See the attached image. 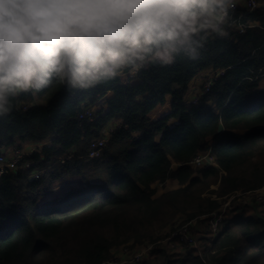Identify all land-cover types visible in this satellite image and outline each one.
Wrapping results in <instances>:
<instances>
[{"label":"trees","instance_id":"trees-1","mask_svg":"<svg viewBox=\"0 0 264 264\" xmlns=\"http://www.w3.org/2000/svg\"><path fill=\"white\" fill-rule=\"evenodd\" d=\"M242 22L244 31L225 29L224 36L202 30L195 56L145 62L127 82L119 74L86 88L53 82L37 92L17 90L11 110L0 115V157L26 143L43 144L14 170L0 168V264H114L113 250L130 240L132 247L153 243L155 253L166 252L165 264H264V212L257 203L254 217L236 215L200 254L171 253L156 242L211 215L227 196L264 187V7ZM210 67L217 78L187 102L190 82ZM168 95L171 110L152 122L150 113ZM100 100L107 110L80 118ZM113 120L120 125L103 153L89 157L91 142ZM209 148L216 166L191 163ZM34 170L40 177H32ZM96 175L105 182L92 183ZM70 177L83 185L44 200ZM170 180L178 187L169 188Z\"/></svg>","mask_w":264,"mask_h":264},{"label":"clouds","instance_id":"clouds-1","mask_svg":"<svg viewBox=\"0 0 264 264\" xmlns=\"http://www.w3.org/2000/svg\"><path fill=\"white\" fill-rule=\"evenodd\" d=\"M232 0H0V115L17 90L53 82L86 88L138 70L195 56L210 30L226 35Z\"/></svg>","mask_w":264,"mask_h":264},{"label":"built area","instance_id":"built-area-1","mask_svg":"<svg viewBox=\"0 0 264 264\" xmlns=\"http://www.w3.org/2000/svg\"><path fill=\"white\" fill-rule=\"evenodd\" d=\"M232 3L234 6L227 8L228 18L224 28L231 29L232 26H237L239 31H244L246 25L242 22V20L249 14L260 9V3L258 0H232ZM128 70V66H125L121 72V75L127 73ZM217 75L218 74H215L212 75L211 78L209 77L208 81L204 82V89L201 90L200 95L195 97V99L191 100L189 103L196 102L198 98L209 89L213 80L217 78ZM95 113L96 112L92 106L85 107L83 113L80 115V118L84 120H92L95 116ZM108 136L109 133L104 131L100 138L91 142L88 152L89 157H99L103 153L108 142ZM33 151L34 150L25 153L22 150H18L15 151V157H8L5 154L2 155L0 157V168L14 170L17 167L18 161L25 155H30ZM65 160L66 157H63L62 162H65ZM191 163L196 167L217 165L216 158L213 155L211 148L199 153L191 161ZM31 164V161L26 162V166H30ZM41 174V171L34 170L32 177H40ZM237 196L238 198H236ZM230 197H234L235 200H230ZM227 198L229 200H227ZM240 198H243L244 201L236 200H239ZM224 199L225 200L223 201L221 208L215 210L209 216L201 217L199 221L200 229L198 228L196 230L192 227V225H194L193 222L196 223L198 221L197 219L189 222L187 225L177 226L167 237H165L163 240H160V244L163 249H166L171 253H177L181 252V247H184L183 249L191 248L193 249V253L200 254L202 245L206 243L210 245L218 236V234L226 227L229 220L234 218L235 213L241 211L244 206H247L252 202H256L259 211L264 212V187L246 193L236 192ZM236 201L237 204L239 203V205L232 206ZM147 244L151 247L150 251H146L145 249L143 251L142 248L135 249L132 247L131 243L123 245L121 250H119L117 254L114 255L112 262L114 264H124L126 262H131L133 264H144L146 258L154 257L155 254H157L154 252V244L148 242Z\"/></svg>","mask_w":264,"mask_h":264},{"label":"crops","instance_id":"crops-1","mask_svg":"<svg viewBox=\"0 0 264 264\" xmlns=\"http://www.w3.org/2000/svg\"><path fill=\"white\" fill-rule=\"evenodd\" d=\"M261 7H264V4L261 6ZM232 29H238L237 28V26H232L231 27V30ZM138 71H139V69L138 70H136V71H133L132 70V68H129V70L127 71V73H125V75L123 74L122 75V79H123V81H125L126 82V80H125V78L126 79H128L127 81H130V78L132 79V78H135L136 76H137V74H138ZM209 75V76H211V75H215V74H217V72L215 71V69L214 68H212V67H210V68H207V69H205V70H203L202 72H200L199 74H198V76L197 77H195L191 82H190V84H189V89H188V92H187V94H186V101L187 100H190L191 98L192 99H194L196 96H198V95H200V92H201V87L203 86V84H204V81H205V75ZM203 77V78H202ZM264 81V78L261 80V82H260V88H264V84H262V82ZM192 85H195L197 88L195 89V91L194 90H190V87L192 86ZM197 90V91H196ZM113 94L111 93V92H109L108 94H107V97L109 98V97H111ZM171 105H172V95H168L167 96V101H166V103H165V105H162V106H158L157 108H155L151 113H150V119H151V121L152 122H154V121H156V120H158V119H160V118H158V116L163 112V109H165V107H168L169 108V110H168V112L171 110ZM93 108H94V110H95V112L96 111H99V110H101L102 108H104V109H108V105H107V103H105V100H100V101H98L95 105H93L92 106ZM167 112V113H168ZM166 114V113H165ZM120 125V123H119V121H116V120H113V121H111L110 123H109V125L107 126V128L104 130V131H106V132H108V133H110L112 130H114L117 126H119ZM50 141V139L49 140H47L46 142H44V143H48ZM42 144L43 143H40V142H35V143H26V144H24L23 146H24V148L22 149V151L23 152H25V153H28L29 151H32V150H37V149H39L41 146H42ZM72 153H74L73 151H72ZM8 155H9V157H15L16 156V153H15V151L13 150V149H11V150H9L8 151ZM62 181H65L66 182V184H63L61 187L63 188V189H65V190H59L58 192H57V195L56 196H54L55 198H61L62 196H64L67 192H69V191H71V190H75V189H77V188H79V187H81L82 185H83V182H82V180L79 178V177H70V178H68V179H65V180H62ZM90 181L92 182V183H104L105 182V177H104V175H96V176H92L91 178H90ZM171 183V186H169V184ZM56 186H57V184H56ZM168 186H169V188H175V187H178V183L175 181V180H170L169 182H168ZM52 192L53 191H51L47 196H49V195H51L52 194ZM54 193V192H53ZM46 196V197H47ZM54 197H50V198H44V200H46V199H51V198H54ZM256 206H255V203H250L249 205H247V206H244L243 207V209L241 210V211H238V212H236L235 213V216L236 215H238V214H242L244 217H246V218H252V217H254L255 216V214H256ZM234 216V217H235ZM116 249V248H115ZM182 253H184V254H186V252H185V249H183L182 250Z\"/></svg>","mask_w":264,"mask_h":264},{"label":"rangeland","instance_id":"rangeland-1","mask_svg":"<svg viewBox=\"0 0 264 264\" xmlns=\"http://www.w3.org/2000/svg\"><path fill=\"white\" fill-rule=\"evenodd\" d=\"M259 1V3H260V6H262L263 4H264V0H258ZM202 31V30H201ZM204 32H206V33H209V31L210 30H203ZM125 75V74H124ZM212 76V75H211ZM211 76H209L208 74L207 75H205V81L204 82H207L208 81V78L210 77L211 78ZM203 78V77H202ZM125 80H126V82H127V80L128 79H126L125 78ZM262 84H264V81L262 82ZM197 87L195 86V85H192L191 87H190V90H194L195 91V89H196ZM197 91V90H196ZM197 97V96H196ZM195 99V98H194ZM191 100H193L192 98L190 99V100H187V102H190ZM102 101V100H101ZM168 110H169V108L168 107H165V109H163V112L158 116V118H160V117H162L165 113H167L168 112ZM107 128V127H106ZM51 139V138H50ZM63 184H66V182L65 181H59L58 183H57V186H55V188L53 189V192H52V194L51 195H49V196H45V198H50V197H54V196H56L57 195V192L61 189H63L61 186L63 185ZM169 186H171V183L169 184ZM213 188H216V186H213ZM63 190H65V189H63ZM216 196V195H215ZM55 198V197H54ZM236 198H238V196L236 197ZM230 200H235L234 199V197H230L229 198ZM228 198H227V200H229ZM225 199H223L222 201H224ZM237 201H244V199L243 198H240L239 200L238 199H236ZM237 201L236 202H234V204L232 205V206H237V205H239V203L237 204ZM255 205H256V202H255ZM180 219H178V222L176 223V225H178V224H180V222H181V220L179 221ZM194 223V225H192V227L194 228V229H200V226H199V221H197L196 223L195 222H193ZM187 224H189V223H185V224H181V225H187ZM171 230V229H170ZM170 230H164V231H162L161 233L162 234H165V232L167 233V232H170ZM160 240H163L162 238L161 239H159L158 241H156V242H158V243H160ZM128 243H131V244H133V240H130V242H128ZM148 243H151V242H148ZM127 244V243H126ZM153 244V243H152ZM124 245V244H123ZM123 245H120V246H118L116 249H114L113 250V255H115V254H117V252L119 251V250H121V247L123 246ZM134 246V245H133ZM134 248L135 249H138V248H142V250L144 251V249L146 250V251H150L151 250V247H150V245H148L147 244V242L146 241H144L142 244H138V245H136V246H134ZM184 247H181L180 248V251L181 252H177L176 254H181L182 253V249H183ZM166 252H164V253H162V255L163 254H165ZM161 254H160V252H158L157 254H155V256L154 257H149V258H146L145 260H148V261H153L154 259L156 260L157 259V257L158 256H162ZM164 256L165 255H163L162 257H160L159 258V262L158 261H154L152 264H165L166 263V261H165V258H164ZM163 262V263H162ZM127 263V262H126ZM125 264V263H124ZM133 264V263H132Z\"/></svg>","mask_w":264,"mask_h":264},{"label":"snow or ice","instance_id":"snow-or-ice-1","mask_svg":"<svg viewBox=\"0 0 264 264\" xmlns=\"http://www.w3.org/2000/svg\"><path fill=\"white\" fill-rule=\"evenodd\" d=\"M98 2H113V3H119V2H130V0H98Z\"/></svg>","mask_w":264,"mask_h":264}]
</instances>
